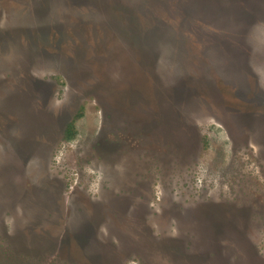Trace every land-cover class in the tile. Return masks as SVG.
Here are the masks:
<instances>
[{
	"label": "rangeland",
	"instance_id": "rangeland-1",
	"mask_svg": "<svg viewBox=\"0 0 264 264\" xmlns=\"http://www.w3.org/2000/svg\"><path fill=\"white\" fill-rule=\"evenodd\" d=\"M0 264H264V0H0Z\"/></svg>",
	"mask_w": 264,
	"mask_h": 264
},
{
	"label": "trees",
	"instance_id": "trees-1",
	"mask_svg": "<svg viewBox=\"0 0 264 264\" xmlns=\"http://www.w3.org/2000/svg\"><path fill=\"white\" fill-rule=\"evenodd\" d=\"M69 132L71 133V129L69 130Z\"/></svg>",
	"mask_w": 264,
	"mask_h": 264
}]
</instances>
